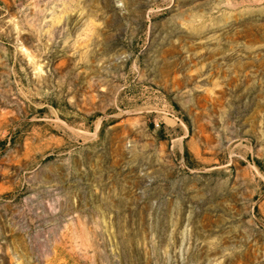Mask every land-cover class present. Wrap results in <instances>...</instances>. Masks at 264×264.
<instances>
[{"label":"rangeland","instance_id":"obj_1","mask_svg":"<svg viewBox=\"0 0 264 264\" xmlns=\"http://www.w3.org/2000/svg\"><path fill=\"white\" fill-rule=\"evenodd\" d=\"M0 264H264V0H0Z\"/></svg>","mask_w":264,"mask_h":264}]
</instances>
